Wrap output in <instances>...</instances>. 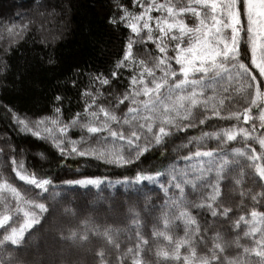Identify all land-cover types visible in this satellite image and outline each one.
<instances>
[{
  "label": "snow or ice",
  "instance_id": "snow-or-ice-1",
  "mask_svg": "<svg viewBox=\"0 0 264 264\" xmlns=\"http://www.w3.org/2000/svg\"><path fill=\"white\" fill-rule=\"evenodd\" d=\"M115 5L118 11L107 22L130 32L108 74H86L88 85L79 92L82 111L65 118L58 106L65 97L57 93L51 115L32 119L9 108L17 129L47 141L61 157L116 166L140 161L153 147L166 149L177 133L197 125L214 130L201 128L187 138L195 151L183 157L189 162L185 168L140 169L134 177L115 182L135 186L127 194L146 200L151 198L144 182L164 192L163 202L149 210L151 242L143 231L147 217L134 208L123 227L85 218L66 236L61 233V239L87 252L95 248L97 264H126L129 259L131 264H264V211L259 210L264 207V0H131V7L115 0ZM14 28L7 31L19 35ZM148 42L154 51L147 48ZM134 46H142L147 58H138ZM124 70L130 74L121 90L114 81ZM213 118L227 125L216 127L210 123ZM210 140L217 141V147L203 146ZM232 142L241 146H229ZM9 148L14 179L32 186L27 191L34 195L22 192L6 174L8 166L0 165V264H22L11 246L22 247L25 234L48 211L42 194L51 189L54 198L59 193L52 178L26 168L24 149L17 160L16 149ZM38 155L45 158L44 152ZM164 176L167 184L161 182ZM248 180L251 184L245 187ZM225 181L239 189L236 210L250 208L235 219L229 215H236L233 207L222 196ZM102 183L101 177L90 175L61 181L87 189H100ZM246 199L250 205H245ZM226 222L237 230L243 225L242 236L238 232L228 240L213 230ZM181 229L182 235L170 234ZM161 237L167 247L157 245L153 252L152 243ZM242 238H250L251 246L241 244ZM233 243L242 253L221 255ZM198 245L207 251L197 255Z\"/></svg>",
  "mask_w": 264,
  "mask_h": 264
},
{
  "label": "trees",
  "instance_id": "trees-1",
  "mask_svg": "<svg viewBox=\"0 0 264 264\" xmlns=\"http://www.w3.org/2000/svg\"><path fill=\"white\" fill-rule=\"evenodd\" d=\"M121 2L131 7V0ZM117 11L115 0H0V69H3L0 71V149H3L0 153V165L8 166L6 174L13 178L11 182L22 192L26 191L29 196L34 195L33 192L27 191L32 186H24L23 182L14 179V173L10 170L9 144L16 149L17 160L21 158L20 149H24L23 159L26 168L38 175L52 178L57 185L55 191L59 193L54 198L50 195L51 189L49 194H42L45 198L41 202L48 205V211L42 214L40 223L25 234L22 247L11 246L17 261L22 264H97L95 248L87 252L83 248H74L67 243L56 246L61 233L66 236L69 229L78 228L80 221L85 218L101 224H117L123 227L128 222L130 208L138 211L141 217H147L144 221L147 227L143 231L151 242L149 210L153 203L163 202L164 192L159 189V185L144 182L147 184L144 191L151 198L146 200L143 196L127 194L135 186L129 188L123 183L115 182L123 181L124 177H134L140 169L166 170L169 165L185 168L189 162L183 157L188 155L189 150L195 151L194 145H188L187 138L197 135L201 128L205 131L214 130L211 127L197 125L196 128L177 133L178 138L169 143L166 149L153 147L140 161L116 166L91 158L61 157L47 141L17 129L8 111L9 108L32 119L51 115L55 104L54 96L57 93L65 97L63 104L58 105L62 107L65 118L82 111L83 101L79 97V92L88 85L86 74L97 71L108 74L115 59L122 55L130 30L122 25L116 27L107 22L108 17ZM12 26H15L14 32L20 33L19 35L9 34L7 29ZM21 26H24L23 29ZM147 48L154 51L155 46L148 42ZM134 54L138 58H147L143 56L142 46H134ZM49 59L54 63L50 64ZM77 69L80 70L79 75L76 73ZM129 74L128 70L122 71L114 84L118 83L122 90V87L127 85ZM72 80L76 81L75 85L72 84ZM210 123L216 127L227 125V122L219 121L217 118H213ZM76 135H79L78 131ZM217 145V141L210 140L204 142L203 146L215 148ZM229 146L241 145L232 142ZM253 146L259 151L258 145ZM39 152H44L45 158H41ZM6 156L8 159H5ZM81 175L101 177L103 183L100 189L61 184L62 180L79 178ZM109 181L113 182L111 186ZM161 182L167 184V176L162 177ZM250 184L251 181L248 180L245 187ZM186 191L191 192V189ZM221 191L224 203L231 205L236 213L235 216L229 214L233 219L241 212L247 213L250 210L249 207L236 210L240 197L239 189L234 185L225 181L221 185ZM107 203H114L116 205L114 211L117 210L109 218L105 207ZM245 205H250V201L246 199ZM63 208L73 212L71 219L55 221ZM259 210L264 211V207ZM66 217L70 216L63 218ZM208 219L212 218L209 216ZM159 226L162 227V224ZM242 228L243 225L240 230L233 229L230 223L226 222L217 223L213 230L221 231L222 234H226V239L232 240L238 232L242 236ZM170 234L175 238L183 232L181 229ZM208 235L211 236V232ZM48 239L53 241L47 243ZM121 239L124 237L121 236ZM167 244L162 237L159 238L152 243L153 252L157 245L167 247ZM241 244L251 246V239L242 238ZM206 251L203 245L197 246V255ZM181 252L185 253L186 250L182 248ZM238 252L242 253V248H237L233 243L221 255L231 258ZM38 254L41 257L39 259L36 258ZM150 258L155 259L154 255ZM126 264H131V260H127Z\"/></svg>",
  "mask_w": 264,
  "mask_h": 264
},
{
  "label": "rangeland",
  "instance_id": "rangeland-1",
  "mask_svg": "<svg viewBox=\"0 0 264 264\" xmlns=\"http://www.w3.org/2000/svg\"><path fill=\"white\" fill-rule=\"evenodd\" d=\"M96 203V202H95ZM98 203V202H97ZM113 204V205H112ZM105 207H106V210H107V218H109V217H111L112 216V213L113 212H115V211H117V210H115L114 211V209L116 208V205H114V203H107V204H105ZM72 213L73 212H71L68 208H66V209H62V210H60V213H59V218L58 219H55V221H59V220H69V219H71V215H72ZM146 214H148L147 212H145ZM64 216H70V217H66V218H63ZM55 221H54V223H55ZM57 221V222H58ZM56 224V223H55ZM49 241H53L52 239H48V242L47 243H49ZM58 244L56 245V246H61V245H63L64 243H67V244H69V246H71V247H74V248H79V247H77V246H75V245H73V244H71V243H69V241H67V240H63V239H61V238H59L58 239ZM48 246H50V245H48ZM36 258L37 259H39V258H41L40 257V255L38 254L37 256H36Z\"/></svg>",
  "mask_w": 264,
  "mask_h": 264
}]
</instances>
